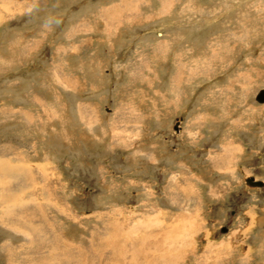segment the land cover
Returning a JSON list of instances; mask_svg holds the SVG:
<instances>
[{"label":"rangeland","instance_id":"374dc122","mask_svg":"<svg viewBox=\"0 0 264 264\" xmlns=\"http://www.w3.org/2000/svg\"><path fill=\"white\" fill-rule=\"evenodd\" d=\"M260 88L264 0H0V264H264Z\"/></svg>","mask_w":264,"mask_h":264},{"label":"water","instance_id":"95a60500","mask_svg":"<svg viewBox=\"0 0 264 264\" xmlns=\"http://www.w3.org/2000/svg\"><path fill=\"white\" fill-rule=\"evenodd\" d=\"M255 100L257 102H263L264 101V89L263 88L258 89V91L255 94ZM244 183H246L248 185H256V184L261 185L260 181H254L251 176L250 177H246L244 179ZM223 230L224 229H221L220 231H223Z\"/></svg>","mask_w":264,"mask_h":264},{"label":"bare ground","instance_id":"6f19581e","mask_svg":"<svg viewBox=\"0 0 264 264\" xmlns=\"http://www.w3.org/2000/svg\"><path fill=\"white\" fill-rule=\"evenodd\" d=\"M264 89V88H263ZM264 102V101H263ZM260 103H262V102H260ZM4 167H6V166H4ZM3 167V168H4ZM7 168H9V167H7ZM10 170V169H9ZM253 178V177H252ZM253 180H254V178H253ZM254 181H258V180H254ZM261 182V185H258V184H256V185H249L250 187L251 186H262L263 185V182L262 181H260Z\"/></svg>","mask_w":264,"mask_h":264}]
</instances>
